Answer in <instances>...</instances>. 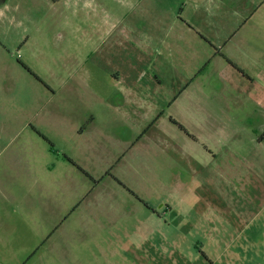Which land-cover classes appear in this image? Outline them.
Masks as SVG:
<instances>
[{
	"label": "rangeland",
	"instance_id": "374dc122",
	"mask_svg": "<svg viewBox=\"0 0 264 264\" xmlns=\"http://www.w3.org/2000/svg\"><path fill=\"white\" fill-rule=\"evenodd\" d=\"M6 1L0 264H264V0Z\"/></svg>",
	"mask_w": 264,
	"mask_h": 264
},
{
	"label": "crops",
	"instance_id": "0c3cea01",
	"mask_svg": "<svg viewBox=\"0 0 264 264\" xmlns=\"http://www.w3.org/2000/svg\"><path fill=\"white\" fill-rule=\"evenodd\" d=\"M227 0H203L201 4H205V6L208 7H212V8H208L207 10V15H208V20L206 21L209 25L211 26H217L220 23V17H217L213 14V10L217 9L221 10L224 13H227V11H224V5L226 3ZM2 2L6 5V0H2ZM4 5V6H5ZM216 6V7H214ZM235 15L238 13L242 20L239 26V30H241L244 26L247 25L246 20L248 18V16H250L251 11H242L241 12V7L245 8V5L241 6V2L238 5V3H236L235 5ZM224 22V20H222ZM213 141V140H212Z\"/></svg>",
	"mask_w": 264,
	"mask_h": 264
}]
</instances>
